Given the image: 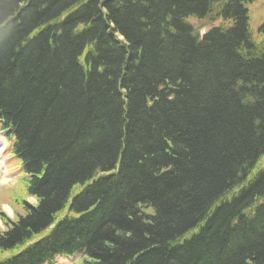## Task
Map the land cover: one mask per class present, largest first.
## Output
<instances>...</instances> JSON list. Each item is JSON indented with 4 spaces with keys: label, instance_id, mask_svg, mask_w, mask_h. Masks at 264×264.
Instances as JSON below:
<instances>
[{
    "label": "trees",
    "instance_id": "1",
    "mask_svg": "<svg viewBox=\"0 0 264 264\" xmlns=\"http://www.w3.org/2000/svg\"><path fill=\"white\" fill-rule=\"evenodd\" d=\"M254 1L0 0V264H264Z\"/></svg>",
    "mask_w": 264,
    "mask_h": 264
},
{
    "label": "rangeland",
    "instance_id": "2",
    "mask_svg": "<svg viewBox=\"0 0 264 264\" xmlns=\"http://www.w3.org/2000/svg\"><path fill=\"white\" fill-rule=\"evenodd\" d=\"M248 9L250 13V28L257 38L259 36V28L264 23V0H255L249 3ZM190 20L193 22L194 26L200 30L201 35L212 26L221 24V20L212 21L209 19H196L194 17L190 18ZM0 138L5 140L4 146L0 149V155L4 160L0 166V170L7 174V181H0V212H2L5 217L13 218L16 216L17 211L22 210L15 200V196H24L26 188L25 172L20 165L19 159L10 152L8 139L6 133L2 130L1 123ZM262 162H264V157L262 158ZM28 200L30 202H35L33 197L28 198ZM2 214L0 213V228L5 229ZM82 258V255L72 257L58 256L52 264H78Z\"/></svg>",
    "mask_w": 264,
    "mask_h": 264
},
{
    "label": "bare ground",
    "instance_id": "3",
    "mask_svg": "<svg viewBox=\"0 0 264 264\" xmlns=\"http://www.w3.org/2000/svg\"><path fill=\"white\" fill-rule=\"evenodd\" d=\"M4 143H5V140L3 139V138H0V149L4 146ZM3 160V158H2V156L0 155V166H1V164H2V162H4V160ZM0 178H1V182H5V181H7V174H6V172H4V171H1L0 170Z\"/></svg>",
    "mask_w": 264,
    "mask_h": 264
}]
</instances>
